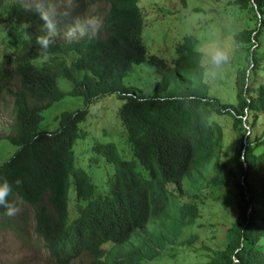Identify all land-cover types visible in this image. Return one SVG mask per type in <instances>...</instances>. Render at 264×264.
<instances>
[{"label":"trees","instance_id":"1","mask_svg":"<svg viewBox=\"0 0 264 264\" xmlns=\"http://www.w3.org/2000/svg\"><path fill=\"white\" fill-rule=\"evenodd\" d=\"M76 1L88 4L94 0ZM104 1L109 5L95 35L53 41L50 57L44 60L36 43L37 37L44 36L39 16L26 11L18 0H0V25L13 22L23 33L14 50L0 60V96L13 97L14 132L6 139L18 146L0 163V177H6L14 196L33 209L34 234L54 264H70L83 253L90 255V264H146L145 259L158 258L168 242L193 225L198 215L197 205L184 201L171 226L161 223L176 196L168 185L180 190L195 165L213 160V146L222 138L220 125L210 120L215 111L232 118L236 133L235 164L226 165L216 158L215 177L222 182L225 174L231 176L239 200L223 248L214 251L204 264H264V82L248 80L249 68L254 72L264 67V55L257 56L264 0H233L240 9L259 17L257 27L237 32L236 42L247 45L251 64L237 69L235 102L209 96L204 84L200 96L182 95L187 106L178 102L181 96H166L165 101L155 96L138 97L123 78L132 64L146 61L172 74L202 77L193 36L182 37L172 68L167 70L165 61L148 54L142 41L139 0ZM60 76L71 84L68 91L59 87ZM11 83H15L13 89L8 88ZM66 93L80 97L83 107L61 111L54 129H40L43 110ZM111 94L123 100L118 117L134 157L121 158L112 142L97 144L106 160L115 164L107 191L101 194L96 193L89 175L74 166L73 146L84 135L80 123L89 105ZM258 120L262 130L251 137ZM136 163L143 166L148 178L134 169ZM17 179L22 181L18 187ZM70 187L76 202L74 217L69 209ZM4 211L0 208V216L9 221ZM151 222L155 224L153 235L123 248L135 232ZM109 242L115 247L105 249L103 245Z\"/></svg>","mask_w":264,"mask_h":264},{"label":"rangeland","instance_id":"2","mask_svg":"<svg viewBox=\"0 0 264 264\" xmlns=\"http://www.w3.org/2000/svg\"><path fill=\"white\" fill-rule=\"evenodd\" d=\"M108 2L94 0L88 4L76 1L75 14L96 16L102 19ZM138 6L143 19L142 41L148 54L162 58L167 70L173 65L176 57L175 48L184 35H192L195 48L215 31L218 35L231 29L236 33L242 29L257 27L259 17L248 9H240L233 0H139ZM66 28L62 24L59 34L53 41H72L66 38ZM42 34L46 35L44 30ZM90 33H85L87 35ZM23 36L20 26L13 22L0 25V60L7 52H12L16 40ZM260 47L257 56L264 55V27L259 36ZM247 45L236 42V50L222 78L209 82L203 77L162 71L150 62L132 64L123 82L133 86L132 94L138 97L196 95L203 91L202 85L207 84V94L219 98L223 102H235L237 69L251 64L250 51ZM263 66V65H262ZM197 68V67H195ZM194 68V69H195ZM171 74V75H170ZM248 80L255 84L264 82V67L254 72L249 68ZM57 83L63 91H68L71 84L64 77H58ZM15 83L8 88L13 89ZM123 103L116 95L111 94L99 98L88 107L86 118L80 123L84 135L78 138L73 146L74 166L83 169L96 186V193H105L108 188L107 179L115 169L113 162L107 161L105 154L97 148V144L112 142L121 158L132 159L133 152L127 142L124 126L118 117V109ZM83 107L80 97L65 94V96L43 110V120L40 129L52 130L57 126L55 119L61 111ZM260 119V118H259ZM210 120L220 125L222 138L212 149L213 160L207 165H195L193 172L180 184V190L169 184L170 191L176 194L167 212L161 218V223L171 226L175 212L184 201H192L197 205L198 215L190 227L184 229L176 239L168 242L161 255L153 260L145 259L146 264H204L214 251L223 248L228 228L238 213V195L233 186V178L224 175L222 182L215 177L214 164L220 158L226 165L233 166L236 133L233 120L227 114H217L212 111ZM251 118L247 119L250 122ZM256 121L251 129V137L259 134L262 125ZM13 97L8 94L0 96V163L6 161L18 146L6 139V135L14 132ZM248 126L245 125V128ZM196 163V162H195ZM134 169L145 178L148 174L143 166L136 163ZM180 191V195L179 194ZM70 216L76 215V202L73 188L69 189ZM16 198V196H15ZM17 199V198H16ZM21 212L12 218L0 216V264H54L48 251L34 234L33 209L21 202ZM3 220V223H2ZM155 224L149 223L135 232L123 248L135 246L143 236H151L155 232ZM105 249L114 248L110 242L103 245ZM88 253L73 259L70 264H90Z\"/></svg>","mask_w":264,"mask_h":264},{"label":"clouds","instance_id":"3","mask_svg":"<svg viewBox=\"0 0 264 264\" xmlns=\"http://www.w3.org/2000/svg\"><path fill=\"white\" fill-rule=\"evenodd\" d=\"M21 7L26 11L34 12L43 22L46 35L36 38L39 45V56L47 60L50 57L49 47L53 38L59 34L60 26L66 28V38H75L78 35L90 33L95 35L101 27V21L96 16L75 14L76 0H18ZM24 26L21 25V28ZM237 33L231 29L223 34L213 31L206 40L197 45L199 67L203 79L215 82L222 78L229 66L230 60L236 50ZM160 101L168 99L164 94L157 97ZM180 103L187 102L183 96L178 100ZM21 180L15 181L18 187ZM21 201L15 198L13 185L6 177H0V208L5 209L3 215L12 218L21 212Z\"/></svg>","mask_w":264,"mask_h":264}]
</instances>
